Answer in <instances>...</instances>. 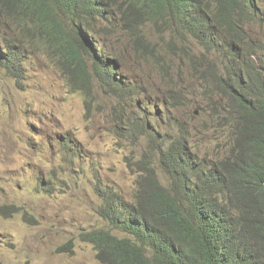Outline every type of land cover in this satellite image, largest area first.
I'll return each instance as SVG.
<instances>
[{
  "label": "rangeland",
  "instance_id": "obj_1",
  "mask_svg": "<svg viewBox=\"0 0 264 264\" xmlns=\"http://www.w3.org/2000/svg\"><path fill=\"white\" fill-rule=\"evenodd\" d=\"M94 24L102 27L98 20ZM115 26L106 30L105 40L124 58L127 70L146 85L172 91L169 119L155 122L164 140L169 142L184 128L198 155L225 156L234 139V118L221 97H212L214 77L208 69L212 54L220 59L219 53L197 60L195 40L181 35L188 42L185 48L176 32L162 23H147L149 48L133 50L135 38ZM5 43L21 52L25 74L8 76L0 65V208L19 209L12 214L0 210V264H99L94 244L81 237L87 230L108 226L99 215L103 201L96 183L133 198L141 166L147 165L142 158L150 138L125 132L129 118L122 115L118 121L104 94L88 106L86 92L71 85L61 63L38 42L33 45L20 37ZM243 64L238 63L239 69ZM24 104L36 114L35 130L25 121ZM216 113L225 118L215 120ZM45 116H50L49 123L40 130ZM66 138L71 139L69 147ZM159 176L166 182L164 173L159 171ZM70 242L73 251L65 248Z\"/></svg>",
  "mask_w": 264,
  "mask_h": 264
},
{
  "label": "trees",
  "instance_id": "obj_2",
  "mask_svg": "<svg viewBox=\"0 0 264 264\" xmlns=\"http://www.w3.org/2000/svg\"><path fill=\"white\" fill-rule=\"evenodd\" d=\"M85 2L89 16L111 18L106 29L119 25L135 38V50L149 48L144 36L147 23H162L177 33L182 28L196 32L205 9L215 24L232 26L239 4V0ZM65 6L63 0H0V65L8 75L25 74L21 52L5 43L20 37L33 45L38 42L47 54L64 62L82 60L75 44L66 41L68 33L61 23ZM179 15L188 22L179 25ZM236 43L233 34L230 41L219 43L227 63L224 72L208 63L215 77L212 97H221L234 118L228 152L220 159L201 157L190 145L188 131L180 128L158 159L141 166L133 198L97 182L95 189L103 201L99 215L108 226L87 230L81 237L94 244L99 264H264V55H259L258 63L249 59L239 69ZM220 117L225 114L213 115L215 120ZM0 210L19 211L14 205ZM65 248L73 251V243Z\"/></svg>",
  "mask_w": 264,
  "mask_h": 264
},
{
  "label": "clouds",
  "instance_id": "obj_3",
  "mask_svg": "<svg viewBox=\"0 0 264 264\" xmlns=\"http://www.w3.org/2000/svg\"><path fill=\"white\" fill-rule=\"evenodd\" d=\"M63 1L66 6L61 15V23L68 33L66 41L75 44V50L79 51L82 60H71L67 63L60 57L58 59L50 56L61 63L60 69L70 79L71 85L77 87V90L86 92L88 106L101 93L110 98L114 105L116 119L121 121L122 115L129 118V128L125 127V132L132 130L150 138L149 149L142 158L144 162L148 164V160L155 161L158 159L159 151L164 150L167 145V141L164 140L165 136L161 135L162 133L156 127L155 122L169 117L168 113L173 98L172 91L167 87L157 90L154 85H146L141 78L127 70L124 58L121 54L116 55L117 49L113 51L112 45L105 40L107 30L105 27L108 26V21L111 18L106 20L96 15L89 16L85 0ZM198 18L201 25L196 32L188 28H182L178 30L179 33L176 32L185 48L188 42L181 35L195 40L197 58H200L201 55L211 56L210 53L213 52L219 53L220 59L215 58L212 54L211 64L218 63L219 66L216 68H220L224 72L227 63L219 49V43L230 41L232 34L237 40L235 48L241 55L239 63L243 60L246 64L249 59H254V63H258L259 55H264V0H239V4L235 8V20H232V26L226 23L215 24L205 9L200 11ZM94 20H98L102 27L94 24ZM177 22L179 25H183L188 22V19L184 15H179ZM108 29L111 30L110 27ZM241 47L243 49L238 50ZM190 50L192 51L191 48ZM193 57L195 58V56ZM4 72L8 75L6 71ZM211 75L214 77L212 70ZM23 80L17 81L19 87L23 86ZM167 81L165 80L164 83ZM22 108L25 112L27 125L35 130L38 121L34 110L29 107V104H24ZM140 117L143 119L138 120ZM44 119L45 122L39 127L40 130L48 125L50 116H45ZM137 121L140 124H137ZM69 141L71 139L66 138V147L70 146ZM53 144L50 143V148ZM49 151L55 152L56 149Z\"/></svg>",
  "mask_w": 264,
  "mask_h": 264
},
{
  "label": "bare ground",
  "instance_id": "obj_4",
  "mask_svg": "<svg viewBox=\"0 0 264 264\" xmlns=\"http://www.w3.org/2000/svg\"><path fill=\"white\" fill-rule=\"evenodd\" d=\"M134 2V1H133ZM165 2V1H164ZM159 6H161V5H159ZM134 8V7H133ZM180 11V10H179ZM167 14V13H166ZM30 16V15H29ZM135 16V15H134ZM148 16V15H147ZM149 19V18H148ZM152 19V18H151ZM148 21V20H147ZM139 23V22H138ZM251 158V157H250ZM264 162V161H263ZM259 165V164H258ZM264 167V166H263ZM257 168H258V166H257Z\"/></svg>",
  "mask_w": 264,
  "mask_h": 264
}]
</instances>
